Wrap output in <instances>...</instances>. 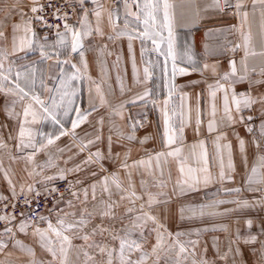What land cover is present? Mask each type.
I'll list each match as a JSON object with an SVG mask.
<instances>
[{
	"label": "crops",
	"instance_id": "1",
	"mask_svg": "<svg viewBox=\"0 0 264 264\" xmlns=\"http://www.w3.org/2000/svg\"><path fill=\"white\" fill-rule=\"evenodd\" d=\"M150 2L159 5L160 23L164 3L169 5L171 37L167 28L157 27L163 36L162 42L155 37L159 49L141 38L144 15L137 4L143 8L145 0L120 5L92 0L90 13L75 14L69 24L80 34L82 47L76 52L71 32L62 41L25 25L30 31L24 39L31 41L25 47L35 49L37 63L45 64L42 85L26 91L46 105L53 99L60 103L61 96L65 103L52 119L57 135L4 136L0 151L11 150L20 159L12 160V169L3 167L5 175L10 170L15 175H0V197L70 180L82 192L58 201L55 218L79 222L69 235L88 231L86 215L109 219L107 210L92 212L87 206L111 204L118 211L122 199H157L161 189L171 199L185 198L246 187L254 167L264 175V0H238L237 17L222 12L216 0ZM244 100L253 103L245 106ZM78 113L86 119L73 129ZM254 136H261V149ZM24 158L31 159L33 174ZM55 223L40 234L43 252L58 250L50 242Z\"/></svg>",
	"mask_w": 264,
	"mask_h": 264
},
{
	"label": "rangeland",
	"instance_id": "2",
	"mask_svg": "<svg viewBox=\"0 0 264 264\" xmlns=\"http://www.w3.org/2000/svg\"><path fill=\"white\" fill-rule=\"evenodd\" d=\"M31 4L32 0H0V33H3L0 35V53H3L0 55L3 66L0 69V83L3 85L0 87V146L4 145V136H20L21 126L24 136H55L59 131L51 117L45 118L42 109L31 108L36 94L25 89L42 85L45 67L43 61L37 63L35 49H28L25 44L21 46L22 39L28 35L26 24L36 33L30 18ZM237 4L238 0L235 1ZM220 10L233 17L238 14L237 7ZM17 73H20L18 80ZM2 77L8 79L2 80ZM17 83L27 95L16 89ZM22 95L30 102L22 104ZM23 105H30L26 107L29 108L27 117ZM59 112L61 110L57 109V114ZM252 127L257 130L255 120ZM254 137L258 149H261V136ZM18 159L11 150L0 151V175H5L4 166L12 169L13 162ZM24 160H29L27 170L33 174L31 159ZM11 171L5 176L15 175ZM250 178L254 182L249 183L248 179L246 187H240V184L237 188H220L185 198L171 199L166 189H161L157 199L138 198L133 203L122 199L125 203L118 206V211L117 206L111 204L87 206L92 212L107 210L109 219L95 221L91 215H86L85 228L88 231L84 234L75 232L69 235L79 222L70 220L61 224L55 219L58 216L56 204V212L52 216L45 215L41 226L34 231H29L24 224L23 231L18 227L3 233L0 237V244L4 245L0 248V264H127L129 260L133 264H264V175L254 176L252 173ZM62 180L75 188L74 194L65 199L71 200L81 194L82 190L73 182ZM50 186L36 190L45 192ZM22 193L28 194L19 192L0 200ZM65 199H62L64 203L68 201ZM52 220L59 223L53 226L55 240L50 241L58 245V250L43 252L44 240L40 234L50 230ZM57 232L60 235H56ZM122 241L126 245L123 255ZM133 243L139 247L129 248ZM65 247L68 250L63 251Z\"/></svg>",
	"mask_w": 264,
	"mask_h": 264
},
{
	"label": "built area",
	"instance_id": "3",
	"mask_svg": "<svg viewBox=\"0 0 264 264\" xmlns=\"http://www.w3.org/2000/svg\"><path fill=\"white\" fill-rule=\"evenodd\" d=\"M113 5L131 4L140 0H109ZM236 0H219L223 11L234 10ZM91 0H32V7L40 10L30 13L33 29L44 37H56L69 26L75 13H90ZM42 6V7H41ZM59 15V19L55 16ZM75 188L67 181H57L45 191H33L31 194H19L13 198L0 200V237L5 232L16 230L21 224H27L29 231H34L42 224L45 215L56 212L58 201L74 194ZM9 229L10 231H6Z\"/></svg>",
	"mask_w": 264,
	"mask_h": 264
},
{
	"label": "snow or ice",
	"instance_id": "4",
	"mask_svg": "<svg viewBox=\"0 0 264 264\" xmlns=\"http://www.w3.org/2000/svg\"><path fill=\"white\" fill-rule=\"evenodd\" d=\"M216 3H217V6H219V0H216ZM225 3H226V0H225ZM240 6L241 5L239 3L236 5L237 8H239ZM163 7H164L163 23H160L157 20L156 15H155V13L159 10L158 3L157 4H153V3L150 2V0H145L143 8H140L139 4H137V8L139 9V12L143 13V15H144L143 23L145 25V28H144V32L142 33L141 38L142 39H151L153 44L156 45L157 49H159V45L156 43L155 37L160 36L161 42L163 41L162 33L160 31L156 30L157 27H159V28H167L168 29V33H169V37H171V21H170L169 12H168L169 5L167 3H164ZM39 10L40 9L35 7V6L32 7V9H31V11L34 12V13L39 11ZM97 15H99V13H97ZM55 18L59 19L60 17H59V15H56ZM136 18H137V20H139V18H140L139 15H137ZM127 23H128V21L126 20L125 24L127 25ZM14 27H18V26H14ZM27 31H30V30L26 29V32ZM68 32H71V34H72V36L74 38L73 42H72V46H71V51L72 52H76L79 47H82V45L79 43L80 34L78 32H76L74 29L69 28V26L67 24H65V33H59L58 32V35L60 36L61 40L63 41V40L66 39V34ZM0 35H3V33H0ZM119 35H127V33H120ZM132 38L133 37L131 35H129V39L131 40ZM25 43H31V41L22 40L21 41V46L23 47ZM0 55H3V53H0ZM42 55H45L46 58H47L48 54H45V53L42 52ZM168 55H172L170 41H169ZM2 67H3L2 64H0V69H2ZM73 67H75V65H73ZM233 70H234V68H233ZM145 72L147 73V68L145 69ZM179 72L181 74H185L183 69H179ZM176 73H177V69L175 67V64H173V68H172L173 77H175ZM19 77H20V73H17V80L19 79ZM7 79H8L7 77H2V80H7ZM2 86H3L2 83H0V87H2ZM15 87L20 93H23L24 95H27V93L24 92V89L20 87L19 83H17L15 85ZM24 95L21 96V99L24 98ZM64 95L66 96L67 93H65ZM33 100L35 101L36 104L40 105L41 109L45 113V118L51 117L53 120H56L57 109H59L62 106H64V103H65L64 96H61L60 103H57L56 100L53 99L51 105H46L44 103V101L39 99V97H33ZM71 103H72V101L69 99L67 101V105L70 106ZM235 103H236L237 109L239 110L241 101H236ZM243 103H244L245 106H248L249 104L253 103V101L244 100ZM225 104H226L225 111L227 112V111H229L228 108H227V97H225ZM66 111H67V109H65V112ZM28 115H29V108H25L24 116L27 117ZM84 119H86V116L85 115H81V114L78 113V119L73 122V129L78 127L79 123L82 122ZM229 119H231V117H229ZM56 122L58 123L59 121L57 120ZM198 123H199V121H198ZM209 127H210V130H211V125ZM63 134L64 133L61 132V135H63ZM19 135H20L21 138L24 136V128H23V126H21ZM170 142H171V138H170ZM48 143L49 144L53 143V140L49 139ZM241 145H243V141H241ZM262 166H264V165H262ZM252 173H253L254 176L256 175L257 169L255 167L252 169ZM220 177H221V179L224 178L223 171H221ZM252 182H254V181L251 178H249V183H252ZM255 182H258V181H255ZM237 191H239V190H237ZM0 199H4V197H0ZM3 219H6V218L3 217V216H0V220H3ZM80 222L83 223V221H80ZM60 223L63 224V221H60ZM69 227H71V225H69ZM24 228H25V225L21 224L20 230L23 231ZM49 228L51 229V224H49ZM6 231H10V230L6 229ZM56 235H60V233L57 232ZM65 239H67V237H65ZM3 246H4L3 244H0V248H2ZM125 246H126L125 242L122 241L121 242V255H123V251H124ZM132 247H139V246L133 243L132 245L129 246V248H132ZM181 250H183V249H181ZM122 264H123V262H122ZM127 264H133V262L131 260H129L127 262Z\"/></svg>",
	"mask_w": 264,
	"mask_h": 264
},
{
	"label": "bare ground",
	"instance_id": "5",
	"mask_svg": "<svg viewBox=\"0 0 264 264\" xmlns=\"http://www.w3.org/2000/svg\"><path fill=\"white\" fill-rule=\"evenodd\" d=\"M109 1V0H108ZM110 2V1H109ZM220 8H221V6H220Z\"/></svg>",
	"mask_w": 264,
	"mask_h": 264
}]
</instances>
